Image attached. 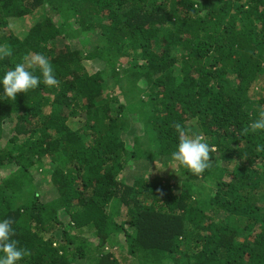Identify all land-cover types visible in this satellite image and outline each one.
<instances>
[{"label":"trees","instance_id":"1","mask_svg":"<svg viewBox=\"0 0 264 264\" xmlns=\"http://www.w3.org/2000/svg\"><path fill=\"white\" fill-rule=\"evenodd\" d=\"M0 45V74L39 53L59 81L0 99L18 264H264V0H0ZM177 122L200 175L156 168Z\"/></svg>","mask_w":264,"mask_h":264},{"label":"clouds","instance_id":"2","mask_svg":"<svg viewBox=\"0 0 264 264\" xmlns=\"http://www.w3.org/2000/svg\"><path fill=\"white\" fill-rule=\"evenodd\" d=\"M10 54V50L0 45V59ZM37 69L39 75L36 74ZM41 83L47 87H55L59 83L49 59L39 53L25 56L22 62L0 74V99L14 100L18 93H27L38 88ZM249 130L264 132V110L259 112L248 128L243 129V133L247 134ZM175 131L178 142L171 151L170 160L179 162L194 175H200L209 169L212 165L210 153L215 148L202 135L187 134L179 122L175 124ZM256 151L264 152V144H258ZM14 235L12 222L9 219H0V264H18L29 254L26 248L19 246V242L13 238Z\"/></svg>","mask_w":264,"mask_h":264},{"label":"rangeland","instance_id":"3","mask_svg":"<svg viewBox=\"0 0 264 264\" xmlns=\"http://www.w3.org/2000/svg\"><path fill=\"white\" fill-rule=\"evenodd\" d=\"M30 25H31V22H30V23L26 22V23L24 24V28H28ZM91 64H92V65H91ZM89 67L92 68V69H94V68H95L94 63H90ZM8 129H9V128H8ZM165 159H166V158H164V157L162 158V160H165ZM211 161H213L212 158H211ZM155 164L157 165V166H156L157 169L160 170V169L163 168V169L165 170V172H164L165 174H168V173H169V170H172V169L179 170L178 165H177V162H171V165H172V166H170V167H168V168H164V167H162V166H161V161H157ZM130 169H132V167H131ZM6 173H7V171H0V177L4 176ZM130 173H132V171H130V170H129V172H126V173H125L127 180H131V175H130ZM36 174H38L37 176L39 177L40 172H37ZM169 177H171V179H174V182H177L178 185H180V178H179V175H178V174H176L175 176H173V174H170ZM39 179H40V177H39ZM113 238H114V239L116 240V242H117V240H118V236L115 235V236H113ZM91 239H94V236H91ZM92 241H94V240H92ZM106 251H108V252H110V251H114V252L117 254L118 257H121V255H122L121 252H119V251H122V250L119 249L118 246H117L116 244H111V243H109V244L107 245V247H106ZM124 251H126V249H125ZM86 260H87V259H86L85 257L78 258L76 264H81V263H83V264H86V263H87V264H90V262H87Z\"/></svg>","mask_w":264,"mask_h":264}]
</instances>
